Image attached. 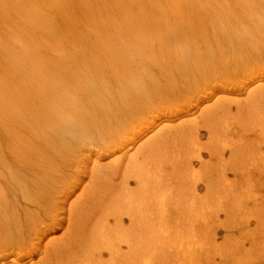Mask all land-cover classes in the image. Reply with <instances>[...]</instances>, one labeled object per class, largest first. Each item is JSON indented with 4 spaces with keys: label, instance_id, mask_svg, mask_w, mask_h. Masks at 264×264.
Segmentation results:
<instances>
[{
    "label": "bare ground",
    "instance_id": "1",
    "mask_svg": "<svg viewBox=\"0 0 264 264\" xmlns=\"http://www.w3.org/2000/svg\"><path fill=\"white\" fill-rule=\"evenodd\" d=\"M112 1L117 20L88 25V4L107 8L111 0H0V10L10 21L6 37L17 38L16 23L10 25L16 19L38 41L43 39L40 28L54 41L42 47L27 40L31 47L12 52L0 33V51L8 55L0 62V264L34 256L39 257L36 264H192L200 257V245L195 250L192 243L190 251L184 238L213 231L221 212L203 221L198 200H210L216 208L223 190L215 183H224L230 173L232 187L249 179L243 173L246 165L244 171L237 167L246 149L242 119L254 115L251 119L262 121L264 142V112L256 110L264 104L261 90L248 92L243 104L233 102L238 125L232 134L240 138L237 146L229 147V163L223 161L224 145L212 143L218 131L226 132L217 123V110L229 114L233 106L222 100L175 127L165 123L140 145L129 147L126 163L122 157L101 161L144 124L147 114H153L152 127L160 116L192 111L197 87L213 94L219 88L209 87L217 78L233 86L229 67L234 63L241 61L246 70L243 81L247 72L262 70L264 0H213V13L206 9L207 0ZM144 3L156 5L153 10L161 11L162 19ZM135 4L139 6L131 8ZM77 10L83 22L76 18ZM67 11L76 23H64L60 30L56 15ZM244 29L246 41L237 34ZM144 41L159 45L146 48ZM255 80L262 81V75ZM148 130L141 129L129 143ZM200 130L208 133L204 146L197 143ZM204 153L220 162L214 178V162L203 163ZM260 159L264 174V156ZM193 162L203 163L201 169L209 174L198 177ZM64 225L61 236L49 238L41 251L40 241ZM178 238L179 244H172L178 247H172Z\"/></svg>",
    "mask_w": 264,
    "mask_h": 264
},
{
    "label": "rangeland",
    "instance_id": "2",
    "mask_svg": "<svg viewBox=\"0 0 264 264\" xmlns=\"http://www.w3.org/2000/svg\"><path fill=\"white\" fill-rule=\"evenodd\" d=\"M211 1H213V0H207L208 5H207L206 9H208L210 12L213 13L215 11V9L213 8V6L215 4L212 3L210 5L209 2H211ZM9 2L13 3L14 0H9ZM201 4H203V3H201ZM141 5L147 9H149V10H152L159 19H162L161 11H159V10L154 11L153 10L154 6H156V5L148 4V3H144ZM199 5L200 4H195V6H199ZM89 6H91L92 11H91L89 19H84V23H86L88 25H103L104 23H108L112 20H114V21L117 20V15H115L116 14V12H115L116 6L112 0H111V5H109L107 8H103L100 4H98V5L97 4H93V5L88 4V7ZM138 6H139V4H135V5L131 6V8H136ZM86 7L87 6L85 5L84 8H86ZM91 8H89V10ZM2 10L3 9L0 10V33H2V34L4 33L1 36L3 39H5V40L8 39V42L10 43V50L12 52H20L22 47H31L28 45L27 40L29 41L30 45H33V46L41 45L42 47H47L54 42L53 39H51L49 36H47L45 31H43L41 28H40V30L42 32L43 39H40L38 41L37 40V34L32 29L30 30L28 28V26H25L23 24V22H21V21L19 22V20L15 21L16 19H14V21H11L10 25H13L14 22L16 23L14 30L17 34V38L15 40H12L9 37H6L5 34L9 33V31L7 29L8 25H6V23L9 24L10 21H8V19L6 20L5 16H3ZM4 10H6V9H4ZM6 11L9 13L10 16L17 17L15 11H8V10H6ZM45 12L48 13L47 9L45 10ZM66 13L67 14H64L65 16L63 14L62 15L61 14L56 15L57 16L56 18H58V20L55 19L57 21L56 25H58L57 27H59V29L60 28L62 29V27L64 28L65 24L70 22V21H73V23H76L74 20H70V18H68V17H70V12L67 11ZM227 14L229 15V13H227ZM76 18L83 22L78 10H77ZM204 18H205V16H204ZM194 21L195 20H193V22ZM204 21L205 20H203V22ZM212 21L216 22V21H218V19L213 18ZM17 22H19V23L17 24ZM195 22L192 24H193L194 28L198 30L200 25L197 22L196 23ZM77 24L81 25V23H77ZM206 24H208V22H206ZM237 34L242 39H245L246 37H248V33L245 29L238 31ZM29 36H31L32 38L31 37L29 38ZM245 41H246V39H245ZM113 42L116 45H118L117 41L114 40ZM190 42H191L190 40H187L186 44H188ZM141 44H144L146 46V48L149 45H150V47H158V45H159V43L156 41H152L151 43L148 41H144ZM5 56H8V55L5 54L1 50L0 51V62L3 61ZM236 67H238V68H236ZM243 68L244 67H242L241 61H238L229 67V72L232 73L231 76L234 78V79L232 78V80H235L233 86L227 85L228 86L227 87L226 85H223L221 82H219L220 79L217 78V80H215L214 83H212V86L210 85L211 87H209L211 89L212 88L217 89V87L219 88L217 90H214L215 93H213V94H209V91L207 94V92H205L207 90H203V92H199V91H201V87H197V89H196L197 94H195V99L190 104L192 111H189L187 113H182L181 115L176 116V117L175 116H171V117L165 116V118H161V116H160V119L158 120V122L155 125L152 124V127H150V126H151V121L153 119V114H147V116L143 119L144 124H142L139 128L135 129L133 131V133H130L128 135V137L125 139V143H122V145L119 144L117 149H115V150L111 149L109 152H107V154H105L103 156V160L101 161V164H105L106 162H108L110 160H111L110 162H113V160H115L118 157H122L124 159V161L127 160V156L130 155V153L132 152L129 149V147H136V146L140 145L145 139H147L149 136H152V134L154 132H156L165 123H170V125L172 127H175V126H177L178 122H181L184 119H192L191 117L197 116V114L199 115V111L204 110V109H208L210 106L215 105L219 100L231 101L232 102L231 105H233L231 108V113H229V114L225 113V112L223 113V112L216 109L218 114H219L216 116L217 123H220L222 125V127H226V129H225L226 132L223 133V131H218L216 134V139L212 142L213 145H218L221 147L223 145L226 146V147L223 146V149H224L223 161L224 162L226 161V163H227L228 159L230 157L229 147L237 146L238 141H239L238 138H240V137H237L236 135L232 134L233 130L236 131V129H234L233 127H237L236 124L238 123L236 120L237 116H235L236 115V106H235L236 103H233V102L239 101L241 104H243L247 100L246 98H247L248 92H252L254 90H257V91L261 90L262 92H264V67L262 70L255 69V71H253V72H249V73L247 72V74L245 75L246 79L244 81L241 80L242 74L246 72L245 69H244L245 71L242 70ZM239 70H241V71H239ZM259 74L262 75V81L257 82V80H255V76H258ZM250 79H253L254 82H251ZM242 85H244V86H242ZM208 86H209V84H208ZM231 92H232V94H231ZM205 95H208V97L206 98ZM196 100H198V104L196 105V107H194L193 105L195 104ZM262 106H264V104H262V105L259 104L258 106H256V110L258 109L257 111H259V113L264 112V109H263L264 107H262ZM252 117L255 118L254 115L251 116V118ZM248 118H250V117H246V118L242 119L245 122L244 127L246 129V131L243 132L245 136L244 135H242V136L244 137V140H246L245 148L247 150L243 148L244 150L241 151L242 152L241 153L242 158H240V159L242 162L240 161L241 163L239 162L240 165H238L237 167L240 171H244L245 165H246L247 170H245L243 173H245V172L248 173L250 175L249 179H247V180L243 179L242 180L243 182L237 181V183H236L237 185L235 184V186L232 187V186H229L228 184H229V182H231L235 179H234L233 175H230L231 174L230 173L225 178L224 183H222V182H219L218 184L215 183L216 185H219L221 190H223L220 194L219 199H218L220 205H217V207H219V208L216 207L217 209L215 208L214 204L213 205H211L212 203L209 204L210 200H208V202H207V200L203 201L201 199H199V200L196 199V203H197V200L199 201L197 206L200 205L199 208H202V210L205 212L203 214L204 217L202 216L204 218L203 221L208 223L209 222L208 220H210V217L212 215L217 214L220 211L221 212L219 214H217L218 215V218L216 219L217 226H214V229H212L213 231L207 230V231H205L206 232L205 234H201L199 237L196 236V239H195V237H193L192 240L190 238L187 239L188 236H186L184 238L185 242L189 243V244L187 243V245L185 247L187 248V246L189 245L190 247L188 249H190V251H194L193 249L197 250V247L194 245H196V244H197V246H198V244L200 245V248L197 251L199 252L198 255H200L201 258L199 257V259L194 260L196 262L193 261L194 263H192V264H195V263L196 264L197 263L198 264H264V257H263L264 256V183H263L264 179L261 180V181H263L262 184H261V181H257L258 177L264 176V174L261 173V168H263V166H261V162H263V160L260 159V158H262V156H264V142L262 141L263 135L261 136V134H260L263 131H261V129L259 127V124H261L262 121L257 123L256 120L251 119V118L250 119L252 121H248ZM164 120H166L168 122H164ZM201 123H202V120H200V124ZM263 123H264V121H263ZM148 127H149V130L145 134H141L138 138H136L138 140V142H136L137 141L136 140L132 143H129L130 139L134 136V134L137 133L136 134V137H137L138 133H140L141 129H146ZM249 127H251L252 129ZM229 129H230V131H229ZM237 129H240V128L238 127ZM252 131H254V132H252ZM238 133L240 134L239 131H238ZM218 134H220V135L218 136ZM239 134H237V135H239ZM207 141H208V133L200 130L197 143L200 146L201 145L204 146V145L208 144ZM236 142H237V144H236ZM233 143H234V145H233ZM249 146H251V147H249ZM248 149H249V151H248ZM129 150L131 152H128ZM242 155H244V156L246 155V156L244 157ZM243 158H244V160H243ZM209 161L214 162L213 168H210V169H212L210 172V175L213 176V178H214L216 176V171L214 170L215 165L216 166L219 165L220 162H218L213 157L212 158L209 157V155L207 153H204L202 162L203 163L207 162L208 164H212V162H209ZM125 163H126V161H125ZM203 163L200 164L198 162H193V165H192L193 168H195L194 170H196V172H198L197 174H198V177H200V178L202 176L205 177L206 175L209 174L208 170L203 171V169H201L202 168L201 166L203 165ZM241 164L242 165L244 164V165L242 166ZM242 168H243V170H242ZM215 169L217 170V167ZM199 170H200V172H199ZM244 181L245 182L248 181V185H250V184L251 185L248 187L247 183H245ZM250 181H251V183H249ZM226 183L231 189H227ZM246 185H247V187H246ZM241 186H243V187H241ZM221 187L225 188V190H227V191H224V189ZM129 188L131 190H133V189L135 190L136 186H135V184H131V186ZM229 190H231L230 193H229ZM199 191H200V194L198 196H199V198H202L201 194H203L205 192V187L203 186L201 189H199ZM78 192H79V190L75 193V195H73L68 200L67 205L76 197ZM161 194H162V192H161ZM225 194H226V196H225ZM231 200H232V202H231ZM221 201H223V202H221ZM230 203H232L233 207H231L232 205ZM205 204L206 205L208 204V205L206 206ZM234 204H235V206H234ZM67 205L65 206L66 208H67ZM208 207H209V209H208ZM232 209H234V210H232ZM228 210L230 212H228ZM242 218H243V220H242ZM257 218H259V219H257ZM127 224H128V222L126 221L125 226ZM65 227H66V225H64L62 227V229L60 228V230L55 231V233L47 234L44 237V239L40 241L41 251L43 248L42 246L46 243V241H48V239L51 238L52 236H54V239L60 237L61 234L64 232ZM181 238H178V240L175 239L174 240L175 242L171 243V245L172 244L174 245L176 243H177L176 245H178L179 241L182 240ZM193 239L198 241V243L195 242ZM194 242H195V244H194ZM192 243H193V246L196 248L192 247V245H191ZM173 245H172V247H175ZM177 247H175V248H177ZM124 250L125 249H123V251ZM196 252H194V254ZM38 259H39L38 256H34L31 258L24 257L21 260H19L16 264H36ZM104 259H107V256H104ZM156 262H157L156 264H161L162 262H163V264L166 263V262L164 263V261H159V262L156 261ZM171 264H179V262L177 263V262L173 261V262H171Z\"/></svg>",
    "mask_w": 264,
    "mask_h": 264
}]
</instances>
